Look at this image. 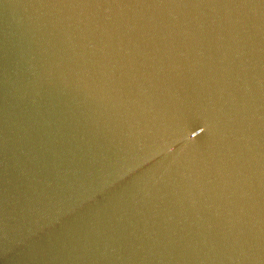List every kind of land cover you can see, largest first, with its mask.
Here are the masks:
<instances>
[{"label": "water", "instance_id": "95a60500", "mask_svg": "<svg viewBox=\"0 0 264 264\" xmlns=\"http://www.w3.org/2000/svg\"><path fill=\"white\" fill-rule=\"evenodd\" d=\"M0 264H264V0H0Z\"/></svg>", "mask_w": 264, "mask_h": 264}]
</instances>
